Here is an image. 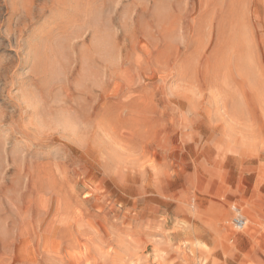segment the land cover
<instances>
[{
	"label": "rangeland",
	"instance_id": "1",
	"mask_svg": "<svg viewBox=\"0 0 264 264\" xmlns=\"http://www.w3.org/2000/svg\"><path fill=\"white\" fill-rule=\"evenodd\" d=\"M0 264H264V0H0Z\"/></svg>",
	"mask_w": 264,
	"mask_h": 264
},
{
	"label": "bare ground",
	"instance_id": "2",
	"mask_svg": "<svg viewBox=\"0 0 264 264\" xmlns=\"http://www.w3.org/2000/svg\"><path fill=\"white\" fill-rule=\"evenodd\" d=\"M242 209V208H241ZM243 212V211H242ZM237 218V217H236ZM238 220V219H237ZM235 222V221H234ZM238 224H239V226H238V228H243V226L246 224V222H244L242 219H239V221H238Z\"/></svg>",
	"mask_w": 264,
	"mask_h": 264
}]
</instances>
